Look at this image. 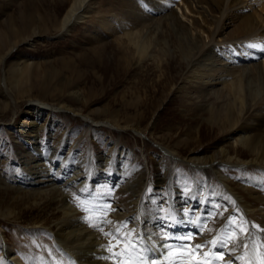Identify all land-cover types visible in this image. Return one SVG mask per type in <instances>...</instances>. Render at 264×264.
I'll return each mask as SVG.
<instances>
[{
	"label": "rangeland",
	"instance_id": "374dc122",
	"mask_svg": "<svg viewBox=\"0 0 264 264\" xmlns=\"http://www.w3.org/2000/svg\"><path fill=\"white\" fill-rule=\"evenodd\" d=\"M71 1L0 0V43L9 40L15 43V48L0 64V103L6 99L18 101L16 107L9 104L0 111V264H15L18 259L26 264H79L54 238L57 226L66 219L60 206L62 190L76 208L75 216L88 228L82 219L85 213L76 205L94 203L93 196L109 190L111 207L116 209L109 215L113 221H123L132 212L135 195L140 190L146 214L151 212L159 218L169 213L171 200L172 209L178 213L192 209L193 213L186 217L195 222L202 212H212L201 224L194 225L196 232L204 228L201 234L194 236V244L211 241L220 235L225 222L232 216L237 221L242 216L250 229L252 225L264 227V167L221 164V170L228 172L230 179L227 189L218 177L209 175L213 173L211 167L199 165L204 163V156H221L228 148L230 154H235L236 150L242 158L250 157L255 151L239 144V137L246 135L243 141L250 138L252 122L259 113L263 114L264 103L253 107L264 100L260 96L250 98L256 103L251 104L253 107H245L243 102L233 101L231 95L218 89L212 91L215 95L211 96V105L205 108V113L197 115L192 100L211 87L209 82L219 78L215 89L229 82L222 83L218 71H202V68L189 65L197 52L189 36L178 37L174 27L170 29L160 19V14L151 10L146 3L148 0H93L88 8L89 16L67 34L58 36L60 19ZM134 31H142L141 36L150 32L147 39L153 50L149 53L154 57L144 55L137 62L135 49L128 44ZM28 37L32 40L20 41ZM164 42L171 50L156 55V44ZM121 45L129 47L125 48L123 56L132 63L120 60ZM176 46L179 48L175 49ZM183 48L188 52L183 53ZM230 75L224 79L231 81ZM193 78L199 84L192 85ZM66 89L80 92L82 112L94 122L80 115L58 114L51 118L54 127L59 128L53 131L49 119L45 121L42 116L39 120L42 128L37 127L38 134L44 141L48 140V146H59L63 154L75 151L82 159L83 163L77 159L70 163L71 160L66 159L64 164H69L76 173L79 170L82 176L75 184L63 186L64 180L54 178V171L65 157L61 156L48 168H43L47 164L45 160H39L38 165L23 166L20 157L29 156L24 151L25 143L35 134L34 125L27 123L31 117L27 115V110H31L29 101L59 100L70 105ZM228 112L233 124L221 120ZM128 120L139 127L141 133L112 125H123ZM241 123L247 125L243 134L239 133ZM163 147L177 157L174 159L172 153L164 152ZM190 159L199 164L188 163ZM104 161H108L107 167ZM113 164L118 172H113L115 181L109 183L98 171ZM34 173L41 183L29 182V175ZM247 187L257 196L246 194L243 189ZM234 193L243 195L246 210L237 203ZM190 202L192 208L187 206ZM199 204H203V211L196 213ZM213 204L220 205L214 212ZM173 216L180 221L185 219ZM72 218L68 217L66 222ZM128 226L133 225L129 223ZM107 230L106 226L104 231ZM68 239L70 242L71 238Z\"/></svg>",
	"mask_w": 264,
	"mask_h": 264
},
{
	"label": "bare ground",
	"instance_id": "6f19581e",
	"mask_svg": "<svg viewBox=\"0 0 264 264\" xmlns=\"http://www.w3.org/2000/svg\"><path fill=\"white\" fill-rule=\"evenodd\" d=\"M92 1L93 0H72L60 19L59 32L57 33V35L63 36L64 34H67L76 24L82 22L86 17H88V8L92 4ZM146 3L147 5H150L151 10L153 12L157 13V15L160 14V19L165 22V25L169 26L170 29L174 27V31L178 37H181L183 34H185L189 36L192 43L196 46L197 52L194 58L189 63V65L196 66L194 68H202V71H218L220 73V80L221 78L223 79L221 80V82H229L225 85V87L223 86L216 89L214 86L219 84L220 81H217L219 78L213 79V82H209L211 87L205 88L203 90V94L200 97H196L194 100H192V104L196 110L197 115L202 116L205 113V108L211 105V96L215 95L212 91L218 89L225 91L227 92V94L231 95L233 101L237 103L243 102L245 107H253L254 102L256 103V100L250 101V98L260 96V98L264 100V52L259 51V49H251L247 47L248 45L252 44L264 46V0H148V2ZM178 11H180V17L178 16ZM147 28L150 29L151 26ZM143 30L145 31V29ZM133 33V35L129 36L128 38V44L134 47L137 62L144 55H151L152 57H154L153 54L149 53L152 49L151 41H148L147 39L150 35V32L148 31L143 36H141L142 31L141 33L140 31H134ZM30 40H32V38L28 37V39L25 38L20 41ZM156 45V55L158 54V52L165 54L168 50H171V46L166 42L158 43ZM121 47L123 48V50L121 52L122 55L120 57V60L125 64L132 63L130 59L123 56V54H126L125 52L127 51V49H129V47H123L122 45ZM14 48L15 43H11V40L4 43H0V64L4 62L5 57L9 53H11ZM177 48L179 47L176 46L175 49ZM182 52L187 53L188 51L186 48H183ZM229 74H231V81L224 79V76ZM191 80L192 85L199 84V82L196 81V78H193ZM65 93L68 97L67 100L71 102L70 105H67L66 103L61 102L59 100H52L51 102L43 99H39L41 101H29V104L31 105L29 109L31 110H27V115H31V117L29 121H27V123L34 125L35 128H33L32 131H35V134H31L32 136L30 137V141H27V143H25L26 148L24 151L29 156L25 158L26 156L23 154V156L20 157V159H22L23 166L29 165L31 163L38 165L39 160H45L47 164L45 163L46 166H44L43 168H48L50 165L52 167V165L56 163V161L61 159V156L65 157L62 160V163L57 168V170L54 171V178H62L64 180V185L62 184L63 186H66L65 184H75L76 179L78 178L79 180L82 176L80 175L81 173H78L79 170L76 173V171H73V167H70L69 164L67 166L64 164L66 159H70V163L72 162V160L75 159H77V162H82V159L78 154L75 153L74 150L73 153L71 151H68L67 153L63 154V149H61L59 146H55L53 144L51 146H48L46 144L48 140L44 141V137H41L40 134H38L39 132L37 130V127L38 129L42 128V125L39 124V120L42 118V116H45V121L49 119V127L53 129V131L59 128L54 127L55 124H52L53 120L51 118L55 117L58 114L63 115V113H70L72 115H80V117L83 116L86 121H91V123L94 122L91 117L82 112L80 104L83 100L81 98L80 92L78 90L66 89ZM3 96H5V98L8 97L4 94ZM11 102L6 99V101L0 103V111H4L9 104H14V107H16V103L18 101L16 102L15 100H11ZM263 103L264 102L260 104L258 103L253 108L258 107L259 105H263ZM258 116H255L254 120L256 121L252 122V126L254 127L251 130L250 138L246 141H243V138L246 137V135H243V137L240 136L239 144L247 147L249 151L261 153L252 152L250 157L242 158L241 155L239 156L236 150V152L234 151L235 154H230V149L228 148L223 150L224 153L221 156H216V154H213L211 156H204V163L199 164L197 161L192 162L191 159L187 162L190 164H203L205 166L211 167L213 169V173L209 175H215L216 177H218V179L223 182L224 186L227 189L230 186V179L227 175L228 172L225 173L221 170V164H253L258 165L260 167H264V128L262 127V125L264 124V112L263 114L259 113ZM221 120L223 122L233 124L232 115L229 112L224 117H221ZM129 122L130 121L128 120L124 122L123 125H116L114 123L112 125H114L113 127H116L118 129L130 128L132 129V131L139 133L140 128L134 126L132 123ZM57 124L58 127L61 126V124ZM148 125L149 123L145 126L144 129H146ZM150 127V132L152 133L151 130L153 129L154 124H152ZM246 129L247 125L241 123L239 126V133L243 134ZM22 137H20V139ZM69 150H71V147H69ZM162 150H164V152H170L164 147ZM170 153H172L174 159L175 157H177L174 152L171 151ZM107 164L108 161L103 162L104 167H107ZM114 165L115 164L109 166L108 168H105V170L102 172L98 171V173H102V177L109 183L111 181H115V175L112 176L114 174L113 172H118V170H115L118 169V167H115ZM22 167L21 165L19 166V168L21 169ZM119 167L123 166L120 165ZM125 169L127 168L125 167ZM34 170L33 172H35ZM36 170L40 171V167L38 166ZM36 175L37 173H34L32 176L29 175V177L27 175L26 176L28 177L30 183L39 184L41 183V179L39 178V176ZM119 176L120 175H118V177ZM62 185L60 188H62ZM54 188H57V191L60 189L59 187ZM243 190L246 194L250 192L254 197L257 196L248 187ZM62 191L63 192L59 193L61 195L60 206H62L61 211H64V218L66 219L64 220V222L62 221L63 223L61 225L57 226V232L54 234V238L56 239L59 246H61L62 249L66 250L68 254L72 255L75 260L79 261V264H111V262L108 260L100 259V257L106 255V253L101 249V245L106 244L107 239L103 237L100 232L85 226L83 221H80V219L75 216L76 208L72 204H70L69 199H67L66 192L64 190ZM234 195L237 203L240 204L246 210V207L243 206V195H239L237 193H234ZM142 196V190H140L135 195V201L132 206V212L129 213L127 216L123 217L125 220L128 218H132L130 221V223L133 225L132 227H135L138 232H143L149 237H152L153 243H157L160 241L161 237L164 235V229L175 235H187L189 232L196 233L194 225L197 223H195V220L186 217L181 213H178L177 211H175V209H172V200L169 201V212L175 215H180L185 219L180 221V218H175L176 223L171 228H168L169 221L159 218L158 215H152V213L150 212L149 214L147 213L149 215L147 216L146 211H144L143 209L146 205L143 206ZM259 202L261 203V201ZM202 205L203 204H199L197 206L196 213L203 211V207L201 208ZM187 206L189 208H192L193 203L190 202ZM163 215H165V213ZM68 217L74 218L66 222ZM57 227L55 226V228ZM261 229H264V227H262ZM251 230L254 233L253 239L255 241H264V232L255 234L256 229ZM68 238H71L70 242L68 241ZM208 248L209 247L202 251H208ZM216 251L218 252L219 250ZM4 252L8 255V249H6ZM236 254L239 255L241 253L238 252ZM226 255V258L224 259L225 261L229 259V255L227 253ZM154 258L157 259L158 264L159 261H166L171 259L167 256V253H164V255H160ZM178 260L179 264H192L193 255H185L182 258H178ZM15 262V264H26L23 263L20 259ZM233 264H239V262H233Z\"/></svg>",
	"mask_w": 264,
	"mask_h": 264
},
{
	"label": "snow or ice",
	"instance_id": "6c2138e0",
	"mask_svg": "<svg viewBox=\"0 0 264 264\" xmlns=\"http://www.w3.org/2000/svg\"><path fill=\"white\" fill-rule=\"evenodd\" d=\"M247 47L264 52V46L252 44ZM83 191H87V189ZM92 200L95 202L87 203V206H85V202H82L76 207L85 213L82 217L84 222L107 239V243L101 245V249L106 255L100 259L108 260L111 264H149V261L151 264H158L154 257L164 255V253H167L171 259L159 261V264H179L178 258L185 255H193L192 264H233V262L264 264V241H255L254 233L251 230L256 229L255 234H259L264 232V229H260L257 225H252L250 229L242 216L239 221L235 216L229 217L221 234L211 241L192 243L194 236L203 232L204 228L201 227L197 229L196 233L189 232L187 235H175L164 229V235L160 241L153 243L152 237L138 232L135 227L128 226L132 218L123 221H113L109 218L110 213L116 211L111 207V190L93 196ZM219 207L220 205L213 204V212ZM192 213V209H187L183 214L188 216ZM209 215H212V212H202L201 217H198L195 223L201 224L202 220H206ZM161 219L169 221L168 228L176 223L171 212L162 215ZM241 222H243V226H241ZM106 226L108 230L104 231ZM209 245L208 251H202ZM237 250H241V254L237 255ZM226 253L229 255L227 261L224 260Z\"/></svg>",
	"mask_w": 264,
	"mask_h": 264
}]
</instances>
